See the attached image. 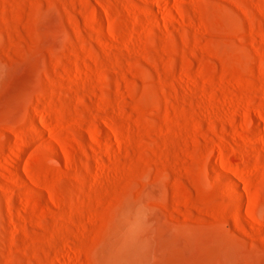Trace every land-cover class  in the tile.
Masks as SVG:
<instances>
[{
	"label": "rangeland",
	"instance_id": "rangeland-1",
	"mask_svg": "<svg viewBox=\"0 0 264 264\" xmlns=\"http://www.w3.org/2000/svg\"><path fill=\"white\" fill-rule=\"evenodd\" d=\"M0 264H264V0H0Z\"/></svg>",
	"mask_w": 264,
	"mask_h": 264
}]
</instances>
